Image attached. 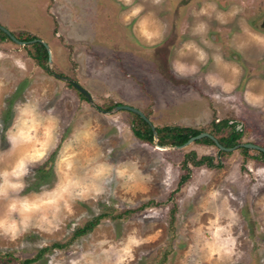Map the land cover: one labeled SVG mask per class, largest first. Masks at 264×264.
<instances>
[{
  "label": "rangeland",
  "instance_id": "1",
  "mask_svg": "<svg viewBox=\"0 0 264 264\" xmlns=\"http://www.w3.org/2000/svg\"><path fill=\"white\" fill-rule=\"evenodd\" d=\"M136 3L168 26L169 37L155 51L136 38L135 21L122 23L128 9L121 0H0V25L36 37L50 52L45 69L30 43L0 35V171L14 170L22 159L33 166L26 158L40 151L49 119L58 120L44 156L25 178L22 195L31 194L39 206L27 214V231L0 234V264L36 257L33 264H264L261 153L225 152L197 141L183 148L161 147L158 139L146 143L132 131V112L115 109L136 108L155 128L211 133L227 121L218 136L236 127L241 144L264 148V101L253 100L264 97V48L241 30L264 35V0H164L158 8L150 0ZM209 3L219 12H240L223 25L199 18L210 25V59L197 76L177 78L169 48L189 39L200 44L190 35L199 23L192 13ZM241 42L247 45L242 53L236 51ZM217 47L239 75L211 60ZM25 102L35 114L30 140L16 134ZM204 158L213 166L194 164ZM102 165L111 171L97 176ZM42 190L54 194L35 195ZM57 195L63 196L57 204L46 202ZM7 203L0 201V216Z\"/></svg>",
  "mask_w": 264,
  "mask_h": 264
},
{
  "label": "clouds",
  "instance_id": "2",
  "mask_svg": "<svg viewBox=\"0 0 264 264\" xmlns=\"http://www.w3.org/2000/svg\"><path fill=\"white\" fill-rule=\"evenodd\" d=\"M147 2V0H145ZM153 7H160L163 5L164 0H150ZM121 3L128 9L122 14L121 21L125 26L132 25L133 21L135 24L132 26V32L135 34L136 38L142 42L145 46L153 49L154 51L158 47H162L165 40L169 37L170 33L168 26L156 17V14L152 11H146L144 3H136V0H121ZM240 12L239 8H233L230 12L223 13L217 10L215 4H206L199 7V9L194 10L192 16L194 19H199L201 17H207L208 20L215 19L218 24H227L229 20L234 19ZM143 14V15H142ZM213 14H215L213 16ZM210 25L206 20L199 19V23H195L191 27L190 35L192 37H200V44L196 43L195 39H189L180 44L179 48L171 46L169 52L171 53L169 58V63L171 65V70L177 78L188 79L197 76L200 71L201 66H206L210 56L206 48H212V43L206 39L209 32ZM242 32L245 36L254 42L257 46L264 48V35H259L252 32L247 27H242ZM245 42H241L236 45V51L241 52L246 47ZM219 48H216L217 54L211 56V60L216 65L224 64L225 69L231 70L235 75H239L241 69L236 65H228L224 62L223 57L219 55ZM191 57V63H185V59ZM252 96L253 94H249ZM255 103H260L264 101V97L253 96ZM19 117H22L20 123L21 127L17 130V135L25 140H30L31 137L27 135L28 131H35V114L30 110L29 106L25 102L24 106L19 110ZM15 125V120L12 126L7 130L11 132ZM50 127L45 129V141L41 145L40 151L34 156H28L26 159L32 163L33 166H26L25 161L22 159L14 166L12 171H0V201H8L6 214L0 216V234H7L9 236L17 235L21 230L27 231L30 227L27 214L32 212L39 205L34 203L30 199V195H22L28 186L25 182V178L29 176L30 170L34 168L35 163L39 161L44 156V150L47 147L48 139L51 136L53 127L58 125V120L55 117L49 119ZM87 138V134H85ZM15 137L8 140L10 148L12 146V141ZM111 171L110 167L100 166L96 175H103L105 172ZM120 175L123 176V170L120 171ZM63 193L68 192V188L62 189ZM13 194L19 196V198H14ZM54 193L44 192L43 190L39 193H35L36 196L48 197ZM63 196L57 195L56 199H47L48 204H57L59 200H62Z\"/></svg>",
  "mask_w": 264,
  "mask_h": 264
},
{
  "label": "trees",
  "instance_id": "3",
  "mask_svg": "<svg viewBox=\"0 0 264 264\" xmlns=\"http://www.w3.org/2000/svg\"><path fill=\"white\" fill-rule=\"evenodd\" d=\"M0 35L4 39H10V37L1 30H0ZM12 35L15 36V38L19 41L30 43L31 48L33 50V52H31L32 57L43 68H45V69L47 68L46 64L48 61V52L42 43L33 42V41L37 40L36 37H34L30 34H25V33L19 34L17 36L12 33ZM69 85L73 86L72 84H69ZM78 92L83 96V94L80 91H78ZM132 115L135 118L133 129H132L134 135L138 139H140L146 143H153L154 142V132H153V129L151 128V126L145 120H143L139 115H137L135 113H132ZM228 126H229V124L227 121H222L220 125H217L216 132H211L209 134L212 135L219 142V144L222 145L223 147L234 148V147L241 144L240 139L242 137V132L239 131L236 127H233L232 131L227 136L226 135L218 136L219 132H221L224 128H226ZM155 131H156V134L158 137V144L161 147H165L168 145L180 147V146H183L184 144H186L190 138L198 136L199 134L203 133L202 131H198V130L188 128V127H181V126L156 127ZM197 142H203L204 144L215 145L214 141L208 137H205L201 140H198ZM240 149L243 152L248 151L247 148H244V147H242ZM256 151L261 153V155L264 158V152H261L258 150H256ZM194 164L195 165L208 164L209 166H213L212 160L208 159V158L201 159L200 161L194 162ZM187 178H188V176L184 177L183 181H186ZM100 220H101V218H98V219L92 221L88 225L87 229L82 230L81 232H79V234L80 233H82V234L87 233L88 230H90L92 227L96 226ZM36 260H37V257L35 259L26 260L21 264H33L34 262H36Z\"/></svg>",
  "mask_w": 264,
  "mask_h": 264
},
{
  "label": "water",
  "instance_id": "4",
  "mask_svg": "<svg viewBox=\"0 0 264 264\" xmlns=\"http://www.w3.org/2000/svg\"><path fill=\"white\" fill-rule=\"evenodd\" d=\"M0 30L3 31L5 34H7V35L10 37V39H11L12 41H14V42H16V43H18V44H21V45H25V44H27L26 42H22V41L17 40V39L15 38V36H13L12 33H11L8 29H6L5 27H3L2 25H0ZM33 42H40V43H42V44L46 47L47 51L49 52L48 46H47L45 43L41 42L40 40H35V41H33ZM49 61H50V52H49ZM66 80H68V79H66ZM72 84H73V86H74L78 91H80V92L86 97V99H87L90 103H92L91 96L89 95V93H88L85 89H83L79 84H77V83H75V82H72ZM115 109H116V110H125V111H129V112H132V113H135V114L139 115V116H140L143 120H145V121L151 126V128L153 129V132H154V140L158 139L157 134H156V131H155V127L152 125V123H151V122L149 121V119L144 115L143 112H141L140 110H138V109H136V108H133V107H130V106H124V105L116 106ZM205 137H208V138H210L211 140H213L214 143H215V145H216L221 151L231 152V151H234V150H237V149H239V148L244 147V148H247V149L258 150V151L264 152V148L259 147V146H257V145H253V144H240V145H238V146H236V147H234V148H225V147H223L222 145H220L219 142H218V141H217L212 135H210L209 133H201V134H199L198 136L192 137V138L189 139V141H188L186 144H184L183 146H180V147H178V148L186 147V146H188L189 144H191V143H193V142H195V141L201 140V139H203V138H205Z\"/></svg>",
  "mask_w": 264,
  "mask_h": 264
}]
</instances>
